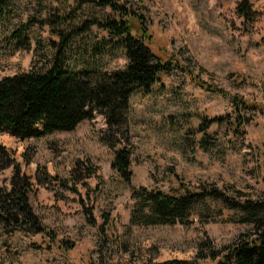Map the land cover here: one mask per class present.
Segmentation results:
<instances>
[{
  "label": "rangeland",
  "instance_id": "obj_1",
  "mask_svg": "<svg viewBox=\"0 0 264 264\" xmlns=\"http://www.w3.org/2000/svg\"><path fill=\"white\" fill-rule=\"evenodd\" d=\"M116 1L145 17L151 51L171 63L149 95L129 98V142L117 148L131 153V184L111 168L101 115L39 139L0 131V188L10 189L16 168L28 177L29 203L51 234L7 235L0 226V264H215L252 231L241 213L211 202L184 222L146 225L131 194L217 189L232 201L264 202V7L248 0L253 14L243 23L233 12L242 0ZM108 13L81 0H6L0 79L46 72L56 59L73 72L122 71L121 41L94 25ZM209 90L256 109L235 112Z\"/></svg>",
  "mask_w": 264,
  "mask_h": 264
},
{
  "label": "trees",
  "instance_id": "obj_2",
  "mask_svg": "<svg viewBox=\"0 0 264 264\" xmlns=\"http://www.w3.org/2000/svg\"><path fill=\"white\" fill-rule=\"evenodd\" d=\"M81 1L109 9V13L94 25L109 37L121 41L127 61L125 68L112 73L73 72L66 70L60 59H56L46 72L0 79V131L5 130L20 139H39L55 133L73 132L80 123L101 115L108 127V134L103 135L102 141L115 153L111 168L130 185L131 153L124 146L117 148L121 141L129 142V98L140 91L149 95L159 82L160 74L171 70V63L162 62L151 51V36L140 12L116 0ZM5 5L6 0H0V17ZM251 7L248 0L237 3L236 15L243 23L252 16ZM209 91L230 99L235 112L256 109L222 90ZM38 124H42L40 130ZM201 131L204 132V128ZM201 143L205 147V137ZM91 174L88 173L87 178ZM71 178L75 181V177ZM33 187L31 180L16 168L10 189L0 188V226L5 234L12 235L15 230L24 229L35 235L51 236L29 203ZM131 199L146 225H175L186 221L200 204L221 203L226 209L241 213L244 222L252 225V231L242 237L225 260L215 264H264V202L232 201L217 189L173 195L134 188ZM62 247L69 251L73 244L64 243ZM162 264L200 263L169 261Z\"/></svg>",
  "mask_w": 264,
  "mask_h": 264
},
{
  "label": "crops",
  "instance_id": "obj_3",
  "mask_svg": "<svg viewBox=\"0 0 264 264\" xmlns=\"http://www.w3.org/2000/svg\"><path fill=\"white\" fill-rule=\"evenodd\" d=\"M258 3L261 4V5L264 7V0H258ZM179 9H180V11L182 10V8H179ZM254 11H255V10H254ZM233 12H234V14L236 15V6H235V9L233 10ZM236 16H237V15H236ZM237 17H238V16H237ZM190 18H191V21H194V20H195V19H194V14H193V13H190ZM238 18H239V19H242V18H240V17H238ZM192 23H193V22H192ZM193 25L195 26V24H193ZM242 35H243V34H242ZM243 37H244V35H243ZM84 122H85V121H84ZM82 123H83V122H82ZM82 123H80V125H78V127L81 126ZM78 127H77V128H78ZM77 128H76V129H77ZM76 129H75V130H76ZM75 130H74V131H75ZM8 133H9V132H8Z\"/></svg>",
  "mask_w": 264,
  "mask_h": 264
}]
</instances>
